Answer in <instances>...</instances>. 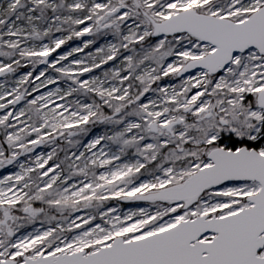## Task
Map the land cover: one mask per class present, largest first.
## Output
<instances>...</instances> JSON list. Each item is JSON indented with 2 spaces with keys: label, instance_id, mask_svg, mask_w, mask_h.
Wrapping results in <instances>:
<instances>
[{
  "label": "snow or ice",
  "instance_id": "snow-or-ice-1",
  "mask_svg": "<svg viewBox=\"0 0 264 264\" xmlns=\"http://www.w3.org/2000/svg\"><path fill=\"white\" fill-rule=\"evenodd\" d=\"M0 264H264V0H0Z\"/></svg>",
  "mask_w": 264,
  "mask_h": 264
}]
</instances>
